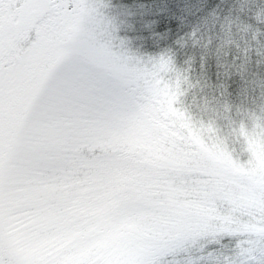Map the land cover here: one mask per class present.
I'll list each match as a JSON object with an SVG mask.
<instances>
[{
    "label": "snow or ice",
    "instance_id": "snow-or-ice-1",
    "mask_svg": "<svg viewBox=\"0 0 264 264\" xmlns=\"http://www.w3.org/2000/svg\"><path fill=\"white\" fill-rule=\"evenodd\" d=\"M126 15L0 0V264H166L201 241L194 264H224L225 240L227 264H264V119L239 159L191 128L182 150L159 118L183 103L180 40L135 49Z\"/></svg>",
    "mask_w": 264,
    "mask_h": 264
},
{
    "label": "trees",
    "instance_id": "trees-1",
    "mask_svg": "<svg viewBox=\"0 0 264 264\" xmlns=\"http://www.w3.org/2000/svg\"><path fill=\"white\" fill-rule=\"evenodd\" d=\"M229 3L230 0H122V6L137 10V20L142 23L134 33L148 50L180 40L177 52L181 68L203 69L204 77L218 86L221 95L264 100L260 92L264 83V65L260 63L264 47L258 43L259 36L251 44L230 37L239 22L231 23L235 17L228 15Z\"/></svg>",
    "mask_w": 264,
    "mask_h": 264
},
{
    "label": "rangeland",
    "instance_id": "rangeland-1",
    "mask_svg": "<svg viewBox=\"0 0 264 264\" xmlns=\"http://www.w3.org/2000/svg\"><path fill=\"white\" fill-rule=\"evenodd\" d=\"M112 4L117 10L124 9L127 12L125 33L131 38L133 48L145 52L154 51L148 50L144 41L134 33L142 23L141 20H137V10L122 6V0H112ZM182 71L181 99L183 103L177 106L179 111L172 112L166 103L160 105L159 118L166 131L174 135L177 144L184 151L192 149L191 143L188 142V138L193 134L190 131L191 128L202 142L215 146L220 155L235 156L239 159L243 151L241 137L251 133L253 128L259 126L261 119H264V100L237 99L225 93L221 95L218 86L204 77L203 69L184 70L182 68ZM161 96L167 100L165 93H161ZM185 109L190 117L188 124L184 123ZM207 121L213 122L215 129H218V135L215 129L210 133L206 127L201 126L200 122ZM209 243L210 241H201L199 244L190 246L182 254L169 256L166 258V264H194L199 261L203 254L202 249ZM234 246L233 241L217 242L215 252L224 264H227L229 259L227 250Z\"/></svg>",
    "mask_w": 264,
    "mask_h": 264
},
{
    "label": "clouds",
    "instance_id": "clouds-1",
    "mask_svg": "<svg viewBox=\"0 0 264 264\" xmlns=\"http://www.w3.org/2000/svg\"><path fill=\"white\" fill-rule=\"evenodd\" d=\"M214 12L215 10L209 15L212 16ZM228 15L235 17L231 23L239 22L236 24V33L234 35L229 33L234 41L246 40L251 44L259 36L258 43L264 47V0H230ZM260 63L264 65V57L261 58ZM261 77L264 78V69L261 70ZM260 92L261 96H264V83L260 85Z\"/></svg>",
    "mask_w": 264,
    "mask_h": 264
}]
</instances>
